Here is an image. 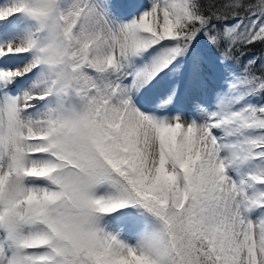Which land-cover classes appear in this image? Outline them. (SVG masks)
Instances as JSON below:
<instances>
[{
	"label": "snow or ice",
	"instance_id": "6c2138e0",
	"mask_svg": "<svg viewBox=\"0 0 264 264\" xmlns=\"http://www.w3.org/2000/svg\"><path fill=\"white\" fill-rule=\"evenodd\" d=\"M0 264H264V0H0Z\"/></svg>",
	"mask_w": 264,
	"mask_h": 264
}]
</instances>
